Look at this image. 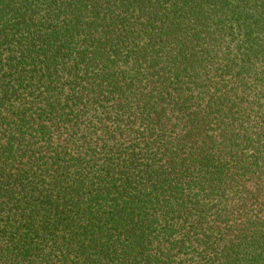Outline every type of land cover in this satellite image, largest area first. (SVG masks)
I'll use <instances>...</instances> for the list:
<instances>
[{"label": "trees", "instance_id": "obj_1", "mask_svg": "<svg viewBox=\"0 0 264 264\" xmlns=\"http://www.w3.org/2000/svg\"><path fill=\"white\" fill-rule=\"evenodd\" d=\"M0 264H264V0H0Z\"/></svg>", "mask_w": 264, "mask_h": 264}]
</instances>
